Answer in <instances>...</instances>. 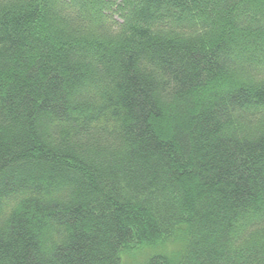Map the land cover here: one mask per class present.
<instances>
[{"label":"trees","instance_id":"trees-1","mask_svg":"<svg viewBox=\"0 0 264 264\" xmlns=\"http://www.w3.org/2000/svg\"><path fill=\"white\" fill-rule=\"evenodd\" d=\"M0 264H264V0H0Z\"/></svg>","mask_w":264,"mask_h":264}]
</instances>
